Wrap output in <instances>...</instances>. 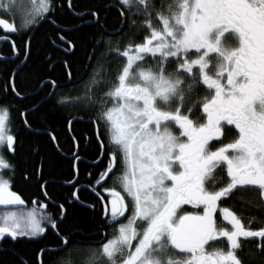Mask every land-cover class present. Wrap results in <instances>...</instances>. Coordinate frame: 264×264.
<instances>
[{
  "label": "snow or ice",
  "instance_id": "6c2138e0",
  "mask_svg": "<svg viewBox=\"0 0 264 264\" xmlns=\"http://www.w3.org/2000/svg\"><path fill=\"white\" fill-rule=\"evenodd\" d=\"M54 11L52 0H30V6L0 0V39L27 32ZM18 15L21 27L14 22ZM120 15L131 29L127 42L111 38L124 32V23L101 35L84 91L72 98L94 113L93 122L103 124L108 136L105 146L97 129L96 159L106 164L95 184L112 181L104 188L109 199L102 213L111 234L73 240L50 214L38 217L33 209L0 213V238L35 237L46 232V222L58 238L54 251L79 249L83 257L53 264H243L241 238L257 239L264 259V0H120ZM12 49L17 51L14 43ZM10 107L0 104L3 206L25 204L11 190ZM210 142L219 146L213 150ZM233 192L254 193L251 203L261 215L245 224L229 207H219ZM217 211L230 229L217 225ZM254 221L262 226L251 227ZM219 238H226V249L209 244Z\"/></svg>",
  "mask_w": 264,
  "mask_h": 264
},
{
  "label": "trees",
  "instance_id": "16d2710c",
  "mask_svg": "<svg viewBox=\"0 0 264 264\" xmlns=\"http://www.w3.org/2000/svg\"><path fill=\"white\" fill-rule=\"evenodd\" d=\"M52 2L55 11L50 13L51 19L42 20L27 32L10 34L17 57L0 62V104H11L10 127L15 135L14 155L7 154L15 165L11 190L21 196L26 208L35 209L39 215L47 212L56 219L61 234H72L73 240L88 243L102 239L105 231L111 234V229L103 227L102 213L106 202L103 191L112 186V181L95 184L106 164V160L96 159L100 142L95 129L99 128L105 146L108 136L103 124L93 122L92 111L71 101L80 95L81 84L93 71L89 57L97 40L115 32L124 22L119 0H71V7L67 0ZM130 31L129 24L124 23V32L111 38L121 40L123 45ZM141 38L137 36L136 40ZM12 55L11 45L1 42L0 56ZM113 64L120 66L114 60ZM62 96L69 99L62 100ZM77 188L78 202L83 205L73 198ZM41 202L45 209L39 207ZM60 205L64 206L63 215ZM41 223L46 232L35 237L0 239V264H21V260L53 264L54 259L83 258L79 249H73L70 255L54 251L58 238L50 225Z\"/></svg>",
  "mask_w": 264,
  "mask_h": 264
},
{
  "label": "flooded vegetation",
  "instance_id": "af4514ba",
  "mask_svg": "<svg viewBox=\"0 0 264 264\" xmlns=\"http://www.w3.org/2000/svg\"><path fill=\"white\" fill-rule=\"evenodd\" d=\"M231 134L224 137V142H228L231 139ZM212 145V149L214 150L218 147V144H214L210 142ZM219 175V174H217ZM226 175V171H225ZM211 186V185H209ZM222 186V185H218ZM103 194L106 196V201L109 198L108 194L103 191ZM255 200V194L250 192H233L230 197L222 198L221 201L218 202L219 207H229L232 211L239 215L245 224L248 223L250 219L253 217L261 215L257 211V209L253 206L251 201ZM188 210H193V206L188 205L186 206ZM202 211V209H201ZM130 214L129 212L127 213ZM217 216V225L223 226L225 228L230 229L231 225L229 222L224 221L222 216L220 215L219 211L215 214ZM122 220H126V217L122 218ZM262 226L259 222H253L251 227L258 228ZM242 249L237 251V255L239 258L242 259L243 264H264V259L259 252V250L255 247L257 243V239H249L243 240L241 238ZM211 247H221L224 246L226 249L227 241L226 238H219L218 241L209 242ZM211 250V248L209 249Z\"/></svg>",
  "mask_w": 264,
  "mask_h": 264
},
{
  "label": "rangeland",
  "instance_id": "374dc122",
  "mask_svg": "<svg viewBox=\"0 0 264 264\" xmlns=\"http://www.w3.org/2000/svg\"><path fill=\"white\" fill-rule=\"evenodd\" d=\"M120 1V0H119ZM37 2H38V0H37ZM24 3H25V5L26 6H30V0H24ZM23 17H21V16H17L16 18H15V20H14V22L16 23V25H17V27H21L22 25H23ZM112 41H113V43L115 44L116 43V41H120V43L122 42L121 40H119V39H112ZM122 44V43H121ZM90 77V76H89ZM89 80V78L88 79H86L85 80V82L86 81H88ZM85 82H83L82 84H81V87H80V89H81V91H80V95H81V93L84 91V83ZM105 91H107V89H105ZM203 91H201L200 92V96H203ZM79 95V96H80ZM78 96V97H79ZM194 99H195V97H194ZM72 103H73V105H78V104H76L75 102H74V100L73 101H71ZM79 106V105H78ZM123 194V193H122ZM109 199V198H108ZM109 207H110V205H109ZM0 208H3L4 210H2V211H0V213H3L4 211H6V210H20V211H23L25 214H27V212H29V211H32L33 209H29V208H26L25 207V205H17V206H3V205H0ZM36 212V215L38 216L39 214H37L38 212L37 211H35ZM129 213L131 214V212L129 211ZM129 214V215H130ZM39 235V234H38ZM1 239V238H0Z\"/></svg>",
  "mask_w": 264,
  "mask_h": 264
},
{
  "label": "water",
  "instance_id": "95a60500",
  "mask_svg": "<svg viewBox=\"0 0 264 264\" xmlns=\"http://www.w3.org/2000/svg\"><path fill=\"white\" fill-rule=\"evenodd\" d=\"M111 33H114V32H110V33H108V34H111ZM29 41L30 40H28V43H29ZM1 42H7V43H9L11 46H12V42H11V40L10 39H8L7 41H4V40H2V39H0V43ZM27 49H28V46H27ZM15 57H17V53L15 52H13V55L12 56H10V57H0V62H4V61H6V60H12V59H14ZM21 67V66H20ZM96 128V127H95ZM96 130V132H97V128L95 129ZM53 144H54V146H55V142L53 141ZM76 150H77V147H76ZM94 164V163H93ZM77 190H78V188L75 190V193H77ZM73 198H74V200L76 201V202H78V199H77V196H73ZM44 199L47 201V202H49V200L47 199V197L44 195ZM79 203V202H78ZM79 204H81V203H79ZM33 205H36V203H33ZM81 205H83V204H81ZM60 221V220H59Z\"/></svg>",
  "mask_w": 264,
  "mask_h": 264
},
{
  "label": "bare ground",
  "instance_id": "6f19581e",
  "mask_svg": "<svg viewBox=\"0 0 264 264\" xmlns=\"http://www.w3.org/2000/svg\"><path fill=\"white\" fill-rule=\"evenodd\" d=\"M0 57H2V56H0Z\"/></svg>",
  "mask_w": 264,
  "mask_h": 264
}]
</instances>
